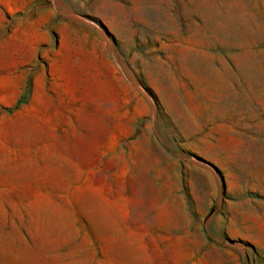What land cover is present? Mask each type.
I'll list each match as a JSON object with an SVG mask.
<instances>
[{
  "label": "rangeland",
  "instance_id": "obj_1",
  "mask_svg": "<svg viewBox=\"0 0 264 264\" xmlns=\"http://www.w3.org/2000/svg\"><path fill=\"white\" fill-rule=\"evenodd\" d=\"M0 264H264V0H0Z\"/></svg>",
  "mask_w": 264,
  "mask_h": 264
}]
</instances>
